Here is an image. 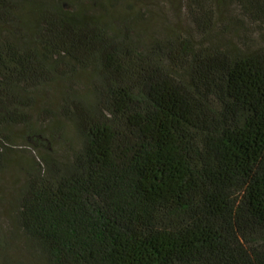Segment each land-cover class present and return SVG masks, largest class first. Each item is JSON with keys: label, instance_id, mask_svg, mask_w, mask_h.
Listing matches in <instances>:
<instances>
[{"label": "trees", "instance_id": "trees-1", "mask_svg": "<svg viewBox=\"0 0 264 264\" xmlns=\"http://www.w3.org/2000/svg\"><path fill=\"white\" fill-rule=\"evenodd\" d=\"M0 264H264V0H0Z\"/></svg>", "mask_w": 264, "mask_h": 264}, {"label": "rangeland", "instance_id": "rangeland-1", "mask_svg": "<svg viewBox=\"0 0 264 264\" xmlns=\"http://www.w3.org/2000/svg\"><path fill=\"white\" fill-rule=\"evenodd\" d=\"M49 93H51L50 91L45 92V94L48 96ZM16 132V140H14V150H12V159L15 162V165L17 166L18 164L21 165L23 164L27 157H28V150H29V146L28 142L24 139H21V133L20 131H18L17 129L15 130ZM15 136V135H14ZM20 178H19V173H18V169L15 168V170L12 169V171H9V174H7L5 176V190H7V194L9 192L8 195H10V191H12L10 188L14 187L15 185L18 184Z\"/></svg>", "mask_w": 264, "mask_h": 264}]
</instances>
